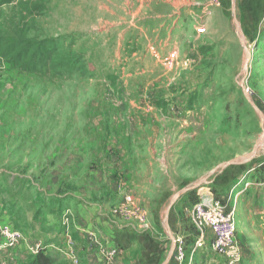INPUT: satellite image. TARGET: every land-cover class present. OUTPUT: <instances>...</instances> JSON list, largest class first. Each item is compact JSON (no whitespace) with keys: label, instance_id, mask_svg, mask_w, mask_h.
Segmentation results:
<instances>
[{"label":"rangeland","instance_id":"obj_1","mask_svg":"<svg viewBox=\"0 0 264 264\" xmlns=\"http://www.w3.org/2000/svg\"><path fill=\"white\" fill-rule=\"evenodd\" d=\"M184 1L189 14L177 29L154 0L0 7L1 35L53 40L60 64L27 73L0 56V222L24 236L7 254L12 264H30L26 246L38 240L49 244L52 264H72L69 249L57 248L67 238L52 224L69 210L75 218L79 210L107 216L102 241L117 264H145L142 249L154 251L153 264L169 255L166 264H175L177 238L186 245L183 264H225L208 247L191 258L190 212L200 189L234 213L240 264H264V185L250 184L264 176V12H249L247 0ZM150 47L160 55L175 48V67L163 68ZM236 169H254V177L232 182ZM125 170L164 186L134 191L127 180L120 200L117 192L109 199V176L119 187ZM126 196L144 208L147 227L112 215Z\"/></svg>","mask_w":264,"mask_h":264},{"label":"built area","instance_id":"obj_2","mask_svg":"<svg viewBox=\"0 0 264 264\" xmlns=\"http://www.w3.org/2000/svg\"><path fill=\"white\" fill-rule=\"evenodd\" d=\"M205 29L199 28L197 34H204ZM149 53L154 59L159 60L165 69H173L178 60V51L171 48L160 55L153 47ZM112 215L125 222H134L137 225L147 227V213L131 196H126L113 207ZM68 215V214H67ZM63 217V226L69 233L70 216ZM192 222V246L191 258L196 253L208 247L212 253L222 258L225 264H240L242 261V249L237 240V224L234 213L230 211L222 200L213 196L210 192L200 189L198 201L192 206L190 212ZM24 242L23 234L11 224L0 222V255L8 254ZM90 247L96 246L97 251L103 258L104 264H114L116 252L106 245L100 243L93 233L88 234ZM29 255L37 256L40 253L46 254L50 250L49 244L42 240L34 241L26 246ZM68 257L74 264L78 260L68 251ZM187 259L186 245L183 238H177L174 249L175 264H183ZM7 264V262L3 263ZM9 264V263H8Z\"/></svg>","mask_w":264,"mask_h":264},{"label":"crops","instance_id":"obj_3","mask_svg":"<svg viewBox=\"0 0 264 264\" xmlns=\"http://www.w3.org/2000/svg\"><path fill=\"white\" fill-rule=\"evenodd\" d=\"M154 1H160L162 4L167 6V8L169 9L168 17L173 19L174 29L175 28L177 29V25H178V23H180L179 19L182 16L185 17L189 14V11L187 9H185L187 2L184 0H154ZM247 1L249 4L247 6L249 8V12H264V0H247ZM153 130H154V132H153V134H154V145H156V138L158 135V127L154 126ZM151 154H152V156H154V152L153 153L151 152ZM125 171L126 172L120 171L119 175L117 174V178H118L117 182L119 184V187H116V186L114 187V184L116 183V181H115L116 176L115 177H114V175L109 176L108 183L111 185V188L115 189V191H111V193L109 192V194L111 195L109 199H112L114 197L112 194L115 192H117L118 198H119V196L120 197L122 196L123 192L121 193V189L127 180H129L130 188L131 189L133 188L132 190H134V191L137 190V187H136L137 185H140L142 187L146 186L147 188H149V187L152 188V186H154V192H155V187L164 186V183H161V182L157 183V182H155V179L153 181L152 180L153 177L150 178L148 175H145L144 173H142V171L140 172V171L136 170V171H134V173L129 172L127 170H125ZM252 171H254V169H252L248 173H246L247 174V175L245 174L246 176L244 174H242V172H243L242 170L238 171V173H237V169L236 170H230L229 174L235 175L232 182L236 181V183L240 184L242 181H245L246 179L248 181L252 180V178H250L251 177L250 175L254 174ZM127 173H129V174H127ZM241 174H242V176H240ZM253 177H254V175H253ZM249 179H251V180H249ZM263 181H264V176L262 178L258 179V182H253L250 184L262 186V185H264ZM241 185H243V183ZM248 185H249L248 182H244L243 188L245 189L246 187H248ZM144 190H146V189H144ZM146 191L149 192L152 190H149V191L146 190ZM131 194H132V196L133 195L136 196L135 192H132ZM149 194H151V192H149ZM149 194H148V196H149ZM135 198H137L138 200H139V198H141L143 201L145 200L143 195H142V197L137 195ZM119 200H120V198H119ZM66 213H69V215H70V217H69L70 218L69 233H67V230L65 229V227L63 226V223H62L64 216L62 217V219L59 218L60 220L58 219V220L52 221V224H54L53 227H56L55 235H58L59 231H60L59 237L61 238V236L64 234L65 237L67 238V243H65L64 245L61 244L60 247L59 246L57 247L60 250L59 253H62V251H64V249H69L68 251L71 252V255H74L77 258L78 264H104L103 258L100 255V253L97 251L96 246H94V248L89 246L88 234L89 233L95 234V236L97 237V240L100 243L103 242L102 239L107 240L108 235H110L109 234L110 233V228H109L110 224H109L107 216L105 214L103 215V214H99V213H97V214L93 213V211H90V210L89 211L88 210H79V211H77L78 214H75L76 218H79V220H78L75 218V216H73L74 212H72V210H69ZM102 244L106 245L107 247L109 245V244L104 243V242ZM50 251H51V248L48 251V253ZM8 254H10V252ZM140 254H141V257L145 260V264H153L154 251L142 249L140 251ZM10 256L8 255V258ZM124 257L126 258L127 255L124 254ZM0 261H1L0 264H3L5 262H7V264L8 263L12 264L14 262V260L10 261L7 259V254L0 255ZM72 264H74V263L72 262ZM114 264H117V255H116V259L114 261ZM120 264H132V263H129V262L123 263L122 262Z\"/></svg>","mask_w":264,"mask_h":264},{"label":"trees","instance_id":"obj_4","mask_svg":"<svg viewBox=\"0 0 264 264\" xmlns=\"http://www.w3.org/2000/svg\"><path fill=\"white\" fill-rule=\"evenodd\" d=\"M8 0H0V7ZM58 48L53 40H35L24 34L8 37L0 34V56L2 61L14 68L27 72H40L46 68L57 70L60 66ZM47 254L40 253L30 264H52Z\"/></svg>","mask_w":264,"mask_h":264},{"label":"water","instance_id":"obj_5","mask_svg":"<svg viewBox=\"0 0 264 264\" xmlns=\"http://www.w3.org/2000/svg\"><path fill=\"white\" fill-rule=\"evenodd\" d=\"M241 86H242V91L244 92V94L246 93V90H245V88H244V86H243V84H241ZM245 98H246V100H247V102L250 104V106L253 108V110L262 118V114L259 112V110L256 108V106L248 99V97H247V95L245 94ZM235 163V161H230L229 163H227V164H225L224 165V167L225 166H228V165H232V164H234ZM170 259V255H169V257H168V259H167V261L164 263V264H166L167 262H168V260Z\"/></svg>","mask_w":264,"mask_h":264}]
</instances>
